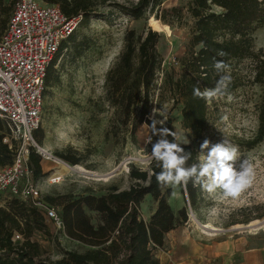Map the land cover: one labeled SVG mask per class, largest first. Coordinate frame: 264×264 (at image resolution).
<instances>
[{
	"label": "trees",
	"instance_id": "trees-1",
	"mask_svg": "<svg viewBox=\"0 0 264 264\" xmlns=\"http://www.w3.org/2000/svg\"><path fill=\"white\" fill-rule=\"evenodd\" d=\"M0 0V35L4 30L13 3ZM57 5L67 16H80L73 33L61 44L46 71L45 88L53 77L54 66L66 48L77 58L89 47L86 37L77 40L78 28L86 26L92 18L112 23L115 16L123 14L138 19L147 13L165 23H170L166 12L154 13L161 0H45ZM213 7L219 9L214 11ZM171 11L181 17V10ZM187 11L193 18L191 36L184 55L180 59L181 69L164 71L162 57L157 49L159 34L147 28L141 34L126 30L123 47L116 61L108 68L104 78L105 99L114 109L117 131L134 135L142 124H150L149 115L154 105L161 107L170 101L171 107L181 104V127L190 131L200 145L207 121L208 102L194 98L193 87L212 88L219 75L213 65L216 60L226 64L249 59L252 64V83L264 87V51L257 49L253 33L264 27V0H189ZM71 45V46H70ZM197 48V49H196ZM225 55H218L219 52ZM163 71L159 85V73ZM235 87L229 84L227 90ZM155 89L158 91L155 96ZM259 127L255 145L264 137V107L259 112ZM116 126V125H114ZM166 126L174 130L173 121L167 118ZM147 147L151 151L150 139L154 143L151 129ZM39 131V129L35 132ZM0 119V167L10 164L13 151L3 142L7 134ZM38 136V135H37ZM171 141L173 138L168 137ZM192 153L189 165L197 161V149L181 145ZM58 156L74 165L79 159L58 153ZM28 166L33 180L41 173V156L31 149ZM160 169L154 160L149 170H129L131 183L119 190L112 185L99 196L62 194L45 196L44 201L57 211L64 233L72 240L86 246V250H66L57 259H51L48 251L33 240L36 231L47 233L44 215L29 201L10 199L5 208H0V264H160L155 249L162 246L167 233L186 220L184 211L175 216L167 202L171 188L158 186L155 174ZM183 190L195 197V187L190 182ZM150 194L157 203L148 220L139 216L138 208L145 195ZM15 233L22 240L12 241Z\"/></svg>",
	"mask_w": 264,
	"mask_h": 264
},
{
	"label": "rangeland",
	"instance_id": "rangeland-1",
	"mask_svg": "<svg viewBox=\"0 0 264 264\" xmlns=\"http://www.w3.org/2000/svg\"><path fill=\"white\" fill-rule=\"evenodd\" d=\"M10 1L4 0L6 4ZM188 1L161 0L154 13L161 16L166 12L170 23L156 19L151 13L138 19L118 14L112 23L92 18L86 26L78 28L77 40L86 37L89 47L77 58L72 57L71 47L64 49L44 91L41 124L35 136L40 148L45 147L47 150V154L35 150L41 156L42 173L34 180L41 197L87 193L99 196L112 185L119 190L128 188L131 167L149 170V127L142 124L134 135L117 131L114 109L105 99L104 78L122 50L126 30L133 29L137 34L145 32L147 28L155 30L150 23L151 18L162 26V30H155L160 37L157 49L162 57V68L164 71L173 69L178 72L194 21L187 11ZM172 8L180 9L181 17L173 13ZM213 10L219 11L216 7ZM253 37L255 47L264 51V27L255 30ZM229 69L230 83L235 87L227 90L223 98L208 102L202 142L208 139L215 144L225 140L237 146L239 159L236 167L239 169L240 162L248 159L254 170L252 182L237 197H225L219 189L208 193L196 186L195 197L191 200L182 185L171 188L167 202L175 216H179L183 210L186 220L167 233L163 245L154 251L164 264L171 250V235L174 238L185 236V244L187 241L192 244L215 242L231 236L253 243L254 247L264 244V226L254 231L244 226L253 220L264 222V137L255 145H250L258 134V116L264 107V87L252 83V64L249 59L234 60L229 64ZM162 74L163 71H160L156 87ZM157 94L155 89V96ZM181 107V104L171 107L170 101H164L161 107L154 105L153 108L172 119L174 130L182 139L187 136L190 141L188 145L197 149V163L201 155L200 145L190 131L181 127ZM207 151L204 150L205 155ZM58 153L75 156L79 162L72 165L59 157ZM76 165L84 168V172L74 170L63 176L64 166ZM156 204L150 194L145 195L139 204V216L148 220ZM192 213L194 220L191 218ZM45 221L48 232L36 231L32 239L48 251L51 259L61 257L66 250H86V246L70 239L62 227H57L49 219ZM204 223H211L220 230H214L211 235L203 233L200 224ZM237 224L244 227H233Z\"/></svg>",
	"mask_w": 264,
	"mask_h": 264
},
{
	"label": "built area",
	"instance_id": "built-area-1",
	"mask_svg": "<svg viewBox=\"0 0 264 264\" xmlns=\"http://www.w3.org/2000/svg\"><path fill=\"white\" fill-rule=\"evenodd\" d=\"M79 21L80 16H67L44 0H15L0 35V119L8 131L3 142L13 151L12 162L0 167V208L10 199L29 201L57 227H62L61 219L41 197L28 159L31 149L40 151L35 132L47 68ZM20 238L15 233L12 241Z\"/></svg>",
	"mask_w": 264,
	"mask_h": 264
},
{
	"label": "clouds",
	"instance_id": "clouds-1",
	"mask_svg": "<svg viewBox=\"0 0 264 264\" xmlns=\"http://www.w3.org/2000/svg\"><path fill=\"white\" fill-rule=\"evenodd\" d=\"M218 55H225L219 52ZM219 75L215 86L201 90L199 86L193 87L194 98L211 102L214 99L223 98L226 95L231 82L229 65L223 60H216L213 65ZM231 97H229L230 99ZM152 136L157 137L151 143V159L160 169L155 174L156 182L161 188H175L180 185L187 186L190 182L194 187L199 186L208 193L221 190L225 197H237L242 190L247 188L254 175L253 166L248 159H243L236 167L239 159V149L225 140L212 144L205 139L200 144V156L197 163L189 165L192 153L185 151L181 145L189 144L185 136L183 139L176 131H171L167 126V117L157 108H153L149 115ZM173 139L170 141L168 137ZM208 150L204 154V150Z\"/></svg>",
	"mask_w": 264,
	"mask_h": 264
},
{
	"label": "crops",
	"instance_id": "crops-1",
	"mask_svg": "<svg viewBox=\"0 0 264 264\" xmlns=\"http://www.w3.org/2000/svg\"><path fill=\"white\" fill-rule=\"evenodd\" d=\"M173 236L165 264H264V244L254 247L253 243L232 236L215 242L185 244V236Z\"/></svg>",
	"mask_w": 264,
	"mask_h": 264
},
{
	"label": "bare ground",
	"instance_id": "bare-ground-1",
	"mask_svg": "<svg viewBox=\"0 0 264 264\" xmlns=\"http://www.w3.org/2000/svg\"><path fill=\"white\" fill-rule=\"evenodd\" d=\"M150 23L153 25V28L155 30H162V26L158 23L157 20H154L153 18L150 19ZM40 151L42 152H45L47 154V150L45 147H41L40 148ZM125 167V166H124ZM79 171V172H84V168H82L81 166H64L63 167V176H65L66 174L72 172V171ZM193 213L191 214V218L192 220H194V217H193ZM245 227H249V229L251 231H254V230H257L259 228H262L264 226V222H260L259 220H253L251 222H249L248 224L244 225ZM242 226V224H237V225H234L233 227H244ZM200 229L203 233H206V234H214V230H220L218 227H215L214 225H212L211 223H204V224H200Z\"/></svg>",
	"mask_w": 264,
	"mask_h": 264
},
{
	"label": "water",
	"instance_id": "water-1",
	"mask_svg": "<svg viewBox=\"0 0 264 264\" xmlns=\"http://www.w3.org/2000/svg\"><path fill=\"white\" fill-rule=\"evenodd\" d=\"M45 153V152H44Z\"/></svg>",
	"mask_w": 264,
	"mask_h": 264
}]
</instances>
